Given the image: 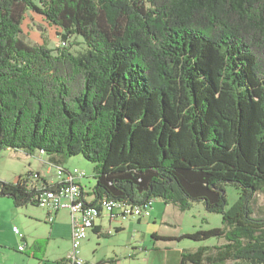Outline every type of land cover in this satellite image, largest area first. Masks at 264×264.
<instances>
[{
	"label": "trees",
	"instance_id": "16d2710c",
	"mask_svg": "<svg viewBox=\"0 0 264 264\" xmlns=\"http://www.w3.org/2000/svg\"><path fill=\"white\" fill-rule=\"evenodd\" d=\"M29 12L67 46L26 42ZM0 148L56 168L83 157L94 204L202 203L222 216L221 228L160 238L224 242L185 250L181 264H264L253 212L264 194V0H0ZM230 184L240 195L228 208ZM58 186L34 172L0 181L21 208ZM43 245L31 249L41 262Z\"/></svg>",
	"mask_w": 264,
	"mask_h": 264
},
{
	"label": "rangeland",
	"instance_id": "374dc122",
	"mask_svg": "<svg viewBox=\"0 0 264 264\" xmlns=\"http://www.w3.org/2000/svg\"><path fill=\"white\" fill-rule=\"evenodd\" d=\"M39 5V0H33ZM24 38L31 45L42 44V36H47L51 48H63L60 46L62 31L57 26H51L48 21L37 13L29 12L23 25ZM75 44L74 52H83L86 45L81 37L71 38ZM49 156L28 155L23 151H13L0 148V181L16 183L19 176L29 172L41 174L43 177L58 181L57 168L47 161ZM63 167L69 171L76 169L85 173L81 185L86 192L94 189L96 181L95 165L83 159L74 157L67 159ZM226 198L228 208L234 206L240 195V191L234 185L226 186ZM14 201L3 197L0 191V264H56L63 258H67L73 250L71 235L72 225L70 214L67 211L59 213L56 223L48 222V212L37 206L15 207ZM254 216H264V194L257 196L254 204ZM202 203L194 204L189 211L182 212L173 205L166 207L161 200H155L148 216H144L141 222L137 220L124 221L125 227L119 233L106 234L108 237L96 238L91 233L83 244L81 255L83 259L101 263L106 260H119L120 264H148V252L156 248L168 247L176 250V244L156 242L154 234L172 235L194 233L199 230L221 228L222 216L208 213ZM161 219L172 222V226L161 225ZM156 221V222H155ZM17 227L20 234H14L13 228ZM115 233V234H114ZM105 235V234H104ZM35 242H44V262L35 260L29 255ZM187 244H192L187 242ZM142 250H146L142 253ZM110 263V262H109ZM116 263V264H119ZM111 264V263H110Z\"/></svg>",
	"mask_w": 264,
	"mask_h": 264
},
{
	"label": "built area",
	"instance_id": "2783aa9c",
	"mask_svg": "<svg viewBox=\"0 0 264 264\" xmlns=\"http://www.w3.org/2000/svg\"><path fill=\"white\" fill-rule=\"evenodd\" d=\"M60 46H66V42L61 41ZM57 173L59 178L56 182L59 185L57 189L38 188L40 191L38 205L40 208L47 210V220L51 225L55 223L59 212L67 211L70 214L73 250L61 264H95L83 259L80 250L87 241L88 236L97 229L99 222L106 219L109 224H118L132 219L140 220L144 216H148L151 207H153L154 200L142 207L114 201L106 197L94 204L95 197L92 196V192L88 195L81 185V180L86 177L85 173L78 169L69 171L63 167L57 168ZM13 231L17 235L21 233L17 227H14ZM112 231L110 229L108 233L112 235ZM21 238L23 239L22 236ZM98 264L110 263L103 262Z\"/></svg>",
	"mask_w": 264,
	"mask_h": 264
},
{
	"label": "crops",
	"instance_id": "0c3cea01",
	"mask_svg": "<svg viewBox=\"0 0 264 264\" xmlns=\"http://www.w3.org/2000/svg\"><path fill=\"white\" fill-rule=\"evenodd\" d=\"M39 156H47V155H42L40 153H38ZM47 161L50 163V160L49 158H47ZM42 178H44L45 180H47L49 183H56L57 181L51 179H47L45 177H43L41 174H39ZM82 184V183H81ZM92 190L87 192L88 195L91 194ZM4 197V196H3ZM164 203V202H163ZM165 204V203H164ZM166 207L170 206V205H167L165 204ZM62 212V211H61ZM60 213V212H59ZM59 213L57 214V218L59 216ZM2 216V215H1ZM1 218V217H0ZM133 220V219H132ZM138 222H141L142 219L140 220H137ZM124 222V221H123ZM123 222L121 223H118V224H109L107 222L106 219H104L103 221L99 222L98 223V227L97 229H95L92 233L95 234L96 238H100V237H105V236H110L108 234H106L105 232H108V230H113L116 234L119 233L118 230L121 232L122 230H124V226H123ZM156 222V221H155ZM55 223H56V220H55ZM54 223V224H55ZM161 225H164V226H172V222L169 221V220H165V219H161ZM53 224V225H54ZM204 230V229H202ZM14 232V231H13ZM114 233V234H115ZM195 233V232H194ZM15 234V232H14ZM99 234V235H98ZM105 234V235H104ZM187 233H184V234H176L175 236H172V235H159L157 232H155L154 235H156V237H153L154 240L156 242H164V243H174L176 244V246L178 247L176 250H172L171 248L169 249L168 247H166L165 249H160V248H156L154 249L153 251H149L148 252V264H181V255L182 253H184V251H196L198 250L201 246L202 247H212V246H220L222 245L224 242L223 241H217L216 239H212L210 241H207V242H193V241H189L187 239H184V240H181V241H162L160 240V238H167V237H172V238H179L183 235H186ZM189 234H193V233H188L187 235ZM88 240V239H87ZM187 242H191L192 244H187ZM34 245V244H33ZM146 251V250H142V253ZM29 255L32 257V258H35L36 256L34 255V253L31 252V249L29 250ZM65 259V258H63ZM35 260H37L35 258ZM62 260V259H61ZM60 260V261H61ZM58 261V262H60ZM114 262V264L116 263H119V260L117 259H109V260H106V261H101V263L103 262ZM57 262V263H58ZM56 263V264H57ZM43 264V263H41ZM120 264V263H119Z\"/></svg>",
	"mask_w": 264,
	"mask_h": 264
}]
</instances>
